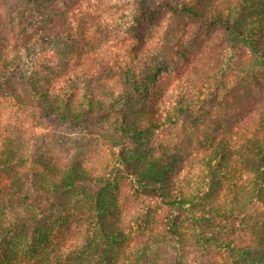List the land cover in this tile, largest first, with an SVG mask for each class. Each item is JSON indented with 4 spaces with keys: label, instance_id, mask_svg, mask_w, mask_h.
<instances>
[{
    "label": "trees",
    "instance_id": "16d2710c",
    "mask_svg": "<svg viewBox=\"0 0 264 264\" xmlns=\"http://www.w3.org/2000/svg\"><path fill=\"white\" fill-rule=\"evenodd\" d=\"M59 2L0 0V264H264V0H136L123 21L95 6L77 28ZM165 11L193 25L171 36ZM164 44L189 69L177 94ZM249 85L259 107L227 98ZM35 114L93 127L111 162L28 155Z\"/></svg>",
    "mask_w": 264,
    "mask_h": 264
},
{
    "label": "rangeland",
    "instance_id": "374dc122",
    "mask_svg": "<svg viewBox=\"0 0 264 264\" xmlns=\"http://www.w3.org/2000/svg\"><path fill=\"white\" fill-rule=\"evenodd\" d=\"M64 2L66 3L67 8L61 2H59V6L66 12L65 17L72 21L74 23L73 26L76 28L83 15L77 14V11L78 13H80V11L83 13L92 12L94 7L98 6L97 9L101 10H115L117 17L123 21L127 19V15L130 14V9L134 10L137 3L136 0H80L76 6L77 0H64ZM41 9H37L36 6L31 11H24L25 22L23 24V29L28 33L33 30L35 20L40 19L41 12H43V8ZM127 9L129 13H126ZM161 15V19H163L162 30L165 32L168 31L171 36H183L184 30L193 25L191 18L176 17L171 15L168 11H165ZM85 32L87 33L86 41L88 46H94L105 41V39L100 36V33L93 28H89V30H85ZM199 33H201L200 38H203V40L207 37L210 38L211 35H213V33L208 35L204 31H200ZM49 41L50 38H45L44 44L49 43ZM196 50L197 49H194V51ZM157 52L160 53L158 57L161 61L166 60V62L160 63L159 68H157L158 73H165L167 71L165 79L167 78V75H170V77H168L169 93L177 94L184 89L186 83L185 76L189 73V69L185 66L174 67L175 64L172 57L174 56L177 59L179 56L177 54V49L164 44L157 50ZM165 53L172 56L166 59V55H164ZM204 58L207 57L202 55L198 58L202 59L200 62L201 65L204 63ZM48 62L51 65H54L53 61L49 60ZM142 66H144V64H142ZM251 86L252 85H249V88L242 86L233 91L231 89L227 94V98L235 106L240 104L239 99H241L242 103L247 100L249 102L250 99V104L248 103L250 106H248V108L252 109L259 107L256 97H254V93L250 90ZM95 130L96 129L90 126L89 128H83L70 122L55 121L51 116L47 117L35 114L32 115L30 121L25 124L22 134L24 139L28 142V155L33 153L42 154L53 161H62L64 159H72L75 162L81 161L80 163L83 164L85 169L93 173H99L104 169L107 163L111 162V157L107 146L101 143L98 136L99 133ZM193 171V169H190V174H192ZM152 200L153 199L145 198L143 199V203L148 205L154 202ZM131 246L137 247L133 245L132 242L130 243V247ZM150 247H153V252H156L161 260L162 258L166 261L170 260L171 257L175 255V247L170 241H165L161 244L154 243L151 244ZM191 257L192 255L189 256V259H192Z\"/></svg>",
    "mask_w": 264,
    "mask_h": 264
}]
</instances>
